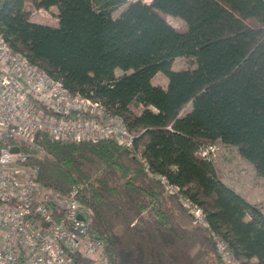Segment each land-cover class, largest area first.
<instances>
[{
  "label": "trees",
  "instance_id": "16d2710c",
  "mask_svg": "<svg viewBox=\"0 0 264 264\" xmlns=\"http://www.w3.org/2000/svg\"><path fill=\"white\" fill-rule=\"evenodd\" d=\"M122 3L0 0L11 49L72 93L101 101L140 152L112 138L41 134L44 154L30 155L36 179L62 194L79 188L107 264H224L216 236L238 264H264V203L247 200L199 154L216 142L234 147L264 181V0H135L115 17ZM52 7L58 25L30 20V8ZM180 57L194 67L173 70ZM158 73L166 87L153 83ZM160 176L203 209L208 226Z\"/></svg>",
  "mask_w": 264,
  "mask_h": 264
},
{
  "label": "built area",
  "instance_id": "2783aa9c",
  "mask_svg": "<svg viewBox=\"0 0 264 264\" xmlns=\"http://www.w3.org/2000/svg\"><path fill=\"white\" fill-rule=\"evenodd\" d=\"M41 134L77 143L112 138L140 157L135 134L118 116L14 52L0 32V264H107L104 241L91 229L93 210L78 199L79 188L62 194L36 179L30 155L44 154ZM214 150L215 144L199 154L214 160ZM159 178L196 222L208 226L200 206ZM215 241L223 263L238 264L229 245L220 236Z\"/></svg>",
  "mask_w": 264,
  "mask_h": 264
},
{
  "label": "rangeland",
  "instance_id": "374dc122",
  "mask_svg": "<svg viewBox=\"0 0 264 264\" xmlns=\"http://www.w3.org/2000/svg\"><path fill=\"white\" fill-rule=\"evenodd\" d=\"M132 1L135 0H123L122 5H120L116 11H114L113 15L115 17L118 16L121 10H123ZM143 1L151 3L152 0ZM30 13V20L33 22L52 26H56L59 23L57 7H52L50 10L30 8ZM167 18L174 27L178 29L184 27V21H182L180 18L170 15L167 16ZM187 67H194L193 62L189 61V59L180 57L175 60L172 68L173 70H180ZM121 73V70H117L118 75ZM164 78L167 79L165 75L161 74L155 79V82L163 83L165 80ZM187 109H189V107ZM212 157L214 158V162L219 174L227 183H230V185L232 184L239 186L240 183L241 185L246 186L247 182L248 184L246 188L248 189L255 185L257 179L260 180L258 177L255 178L256 175L252 166L239 156L236 148L234 147H228L221 142H216ZM260 197V200L264 199V191L262 194H260ZM249 201H257V199L254 198L250 199Z\"/></svg>",
  "mask_w": 264,
  "mask_h": 264
},
{
  "label": "crops",
  "instance_id": "0c3cea01",
  "mask_svg": "<svg viewBox=\"0 0 264 264\" xmlns=\"http://www.w3.org/2000/svg\"><path fill=\"white\" fill-rule=\"evenodd\" d=\"M159 75H161V73H158L155 77H154V79H153V83L154 84H156V85H161V86H163V87H166L167 86V84H168V80L167 79H165L164 80V82L163 83H156L155 82V79L159 76ZM164 77V76H163ZM253 168V167H252ZM217 171H218V169H217ZM218 173H219V171H218ZM256 175V174H255ZM219 176L221 177V175L219 174ZM255 178H256V176H255ZM221 179L223 180V181H225L224 180V178L223 177H221ZM226 182V181H225ZM227 183V182H226ZM260 183V184H259ZM227 184H229L230 185V183H227ZM247 182H246V186L244 185H241L240 183H239V186H236V185H230V186H232L237 192H239L240 194H242L247 200H250V199H254V198H256L257 199V201H253L252 203H256V204H261V203H264V199H262V200H260V194H262V192L264 191V181L263 180H258L257 179V182H255V185L254 186H252V187H250V188H246L247 187ZM245 189H247V190H245Z\"/></svg>",
  "mask_w": 264,
  "mask_h": 264
},
{
  "label": "water",
  "instance_id": "95a60500",
  "mask_svg": "<svg viewBox=\"0 0 264 264\" xmlns=\"http://www.w3.org/2000/svg\"><path fill=\"white\" fill-rule=\"evenodd\" d=\"M12 151L13 152H18L19 151V147H14L13 149H12ZM81 217V216H80Z\"/></svg>",
  "mask_w": 264,
  "mask_h": 264
}]
</instances>
